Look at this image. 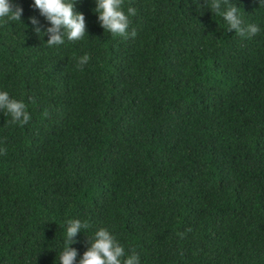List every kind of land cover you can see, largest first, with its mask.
I'll return each instance as SVG.
<instances>
[{
    "label": "trees",
    "instance_id": "16d2710c",
    "mask_svg": "<svg viewBox=\"0 0 264 264\" xmlns=\"http://www.w3.org/2000/svg\"><path fill=\"white\" fill-rule=\"evenodd\" d=\"M203 2L123 0L114 36L75 0L85 35L50 47L14 0L0 89L30 119L0 111V264H57L69 218L76 261L105 227L140 264H264V9L235 0L260 26L241 36Z\"/></svg>",
    "mask_w": 264,
    "mask_h": 264
},
{
    "label": "clouds",
    "instance_id": "9594fccd",
    "mask_svg": "<svg viewBox=\"0 0 264 264\" xmlns=\"http://www.w3.org/2000/svg\"><path fill=\"white\" fill-rule=\"evenodd\" d=\"M94 3L93 11L104 31L114 36L127 34L130 17L136 13L134 7L127 6L125 10L122 6L123 0H94ZM193 3L199 4L197 0H193ZM257 3L256 9H264V0H257ZM203 5L222 19L226 29L234 30L241 36H252L260 31L257 23L244 21V11L242 12L235 0H204ZM30 6L37 9L39 16L47 22V26L42 27L37 16L27 18L34 33L40 37L47 35V40L44 41L46 45L59 46L65 40H80L85 35V18L82 12L75 10V0H32ZM22 13L23 9L14 5V0H0V24L21 23ZM88 60L87 53L78 56L76 67L82 68ZM0 111L8 115L9 122L13 124L23 125L30 119L25 101L11 96L6 89H0ZM61 227L63 243L56 255L57 264H74V261L75 264H140L138 253L129 251L126 254L124 246L105 227H97L91 236H87L88 246L76 261L77 249L70 245L77 242V233L88 229L90 223L80 218H69Z\"/></svg>",
    "mask_w": 264,
    "mask_h": 264
}]
</instances>
